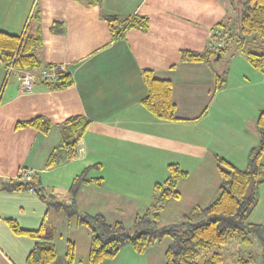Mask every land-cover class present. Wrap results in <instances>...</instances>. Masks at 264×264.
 Returning a JSON list of instances; mask_svg holds the SVG:
<instances>
[{
  "label": "crops",
  "instance_id": "crops-1",
  "mask_svg": "<svg viewBox=\"0 0 264 264\" xmlns=\"http://www.w3.org/2000/svg\"><path fill=\"white\" fill-rule=\"evenodd\" d=\"M88 1L0 0V31L10 34H21L33 10L38 9L43 63L59 65L73 78V84L62 90L49 89L37 80L32 92L22 93L17 71L7 75L0 62V90L3 88L5 97L0 98V110L6 111L0 113V181L13 180L17 169L27 166L34 169L33 179L39 180L47 192L63 199L76 174L88 165L100 163L101 169L90 175L102 177L103 185H83L77 205L82 213L101 212L107 218L106 209L89 211L90 207L109 203L110 215L118 210L122 213L128 208L123 202L132 201L138 194H143L149 206L153 185L158 182L154 177L156 164L151 159L159 153V140L163 145L172 144L173 149L184 144L187 153L193 145L190 152L195 162H201L207 151L213 161L212 153L244 167L248 150L258 141L255 118L264 110V71L253 68L246 55L238 51L235 40L240 36L239 25L231 24L239 20L237 11L242 10L245 0H101L92 6L86 4ZM101 13L145 15L149 29H130L124 37L110 40ZM55 22L64 25V33L50 31ZM220 22L232 36V49L214 62L218 71L228 68V76L226 86L211 95L212 69L205 63L180 61V51L208 49L212 32ZM143 69L153 71L156 78L171 80L178 121L158 120L142 106L140 100L146 95L140 76ZM205 107L202 116L191 120ZM39 115L52 123L48 133L15 128L17 121ZM72 116H83L89 125L77 144L76 154L69 157V149L63 144L62 123ZM185 133L190 134L189 141ZM149 138L156 142L151 143ZM134 143L142 144L137 152L144 153L146 159L135 160L127 155L134 152ZM198 144H203L202 149ZM52 151L57 152L58 160L47 166ZM261 160L264 163V154ZM187 178L189 174L184 179ZM188 179L185 188L190 190L193 205H205L219 184L216 165L200 171L191 182ZM82 195L90 198L86 208L80 209ZM46 210V204L34 192L0 191V264H25L37 241L13 234L4 219H15L22 228L33 230ZM47 215L57 229L52 241L56 257L50 264H66L67 239L76 244L75 264H83L78 258L79 245L87 242L83 248L88 253L89 231L54 210ZM249 221L264 224V185L260 186L259 202ZM155 245L148 249H157ZM161 252L163 256L164 249ZM260 252L261 248L257 256ZM120 253L109 263L121 264Z\"/></svg>",
  "mask_w": 264,
  "mask_h": 264
},
{
  "label": "trees",
  "instance_id": "trees-1",
  "mask_svg": "<svg viewBox=\"0 0 264 264\" xmlns=\"http://www.w3.org/2000/svg\"><path fill=\"white\" fill-rule=\"evenodd\" d=\"M100 2L101 0H89L86 4L92 6ZM100 18L107 24L110 40L124 37V33L130 29H149V20L145 15L123 17L101 13ZM238 23L240 36L235 40L238 51L246 55L253 68L264 71V0H245ZM224 25L223 22L217 25L223 30L220 47L203 51H180V61L205 63L212 69L214 85L211 95L227 84L228 68L218 71L213 67L214 62L228 50L232 39V36L227 35ZM50 31L62 34L65 28L62 23L55 22L50 26ZM254 37L263 41L258 42ZM41 49L38 9L33 10L21 34L0 31V62L7 75L13 70L19 76L22 71L39 73L48 69L50 65L43 63L41 59ZM140 76L146 87V95L140 100L142 106L158 120L178 121L175 115L176 104L172 99L171 80L156 78L149 69H143ZM42 82L49 89L62 90L73 84V78L69 72L59 70L53 81ZM206 110L207 107L191 120H196ZM88 125L89 121L83 116H72L62 123L63 144L69 149V157L76 154L77 144ZM51 126L52 123L41 115L15 123V128H31L43 134L48 133ZM255 128L258 141L248 150L244 167L212 153L219 176L216 191L205 205H193L177 223L161 224L160 214L171 200L180 199L178 184L189 174L176 162L167 164V176L161 182L154 183L149 206L143 213L135 215L130 226L121 221L108 222L101 212L82 213L78 208L77 196L83 185H103L102 177L90 175L92 171L101 169L100 163L88 165L76 174L63 199L47 192L40 181L33 178L26 182L0 181V191L19 192L32 188L36 196L46 204L47 212L54 210L67 220L74 219L76 225L84 226L90 234L87 264H102L104 260L117 256L127 246L135 253L143 254L165 238H169L170 242L163 253L164 264H228L224 262L220 251L208 254V250L214 246H224L233 240L247 245L252 242V238L261 246L259 257L264 264V224L249 221L259 202L260 186L264 185V163L261 160L264 154V110L257 114ZM57 160V152L52 151L46 165L51 166ZM47 212L38 228L33 230L22 228L15 219H4L13 234L37 240L28 253L25 264H50L56 257V247L52 241L57 229L50 222ZM64 256L66 264H75L76 244L72 240H66ZM255 257L253 254L247 258L239 257L230 264H252Z\"/></svg>",
  "mask_w": 264,
  "mask_h": 264
},
{
  "label": "rangeland",
  "instance_id": "rangeland-1",
  "mask_svg": "<svg viewBox=\"0 0 264 264\" xmlns=\"http://www.w3.org/2000/svg\"><path fill=\"white\" fill-rule=\"evenodd\" d=\"M238 13L241 12V9H239V11H237ZM240 15V14H239ZM231 24H235V26L237 27L239 25L238 20L234 23V21L231 22ZM218 27V26H217ZM258 39V42H261L262 40ZM229 48H228V52H231L230 50L231 45H232V40L229 41ZM226 53V52H225ZM13 79V74L10 76V81ZM5 84L3 83L2 87H4ZM3 97V100L5 99V97L3 96V88L0 90V98ZM6 112L5 109L2 111L0 110V113H4ZM170 133V132H168ZM169 137V136H167ZM187 137L188 141L190 139V134L185 133V136ZM159 137H156V139ZM144 139V138H141ZM155 139V137H154ZM167 139V138H166ZM176 140H178L177 136L175 137ZM199 140V138H197ZM149 141L151 143H155V140H152L151 138H149ZM159 145L156 146L154 144V146H156L158 148L159 153L157 154V156L151 160H153L156 164V176L155 179L158 182H161L166 176H167V169H166V165L168 163L171 162H177L180 164V166L182 167V169L186 170L189 172L190 178L188 180H190V182L192 181V177H195L200 171H207L210 168H215V163L214 161L210 158L209 154L205 152V155L202 156L201 162H195L194 160V153H191V150H194V147H192V142H191V148L189 149L188 153H187V146L184 144H179L178 148L174 146L173 149V145L172 144H168L166 145V143H162V141H158ZM202 143V142H201ZM199 148L202 149V145L203 144H198ZM133 149L134 152L131 153H127V155H132L134 156L135 160H144L146 159V157L144 156V153L142 152H137L140 151V149H142V144H138V143H134L133 144ZM204 150V148H203ZM205 151V150H204ZM193 152V151H192ZM142 155V156H140ZM198 155L201 158V151L198 150ZM197 158V157H196ZM203 168V169H202ZM184 179L183 182H181L178 185V190L181 193V198L179 200H171L168 205L164 208V210H162L160 212L161 214V224H169V223H177L180 222L182 220V216L184 213H186L189 208L191 207V205H193V200L192 197L190 196V190L189 188H185V183L186 180ZM214 179V178H213ZM212 179V181H213ZM219 182V177L217 174V183ZM128 186H126L127 188ZM137 192L139 193V190H137ZM141 192H145V188L143 187V190ZM195 197V196H194ZM89 198L90 197H86L85 195L81 197L80 199V209L86 208L85 206L87 204H89ZM109 198V197H107ZM138 198V199H137ZM135 198V196L131 199L132 201H128V202H123L124 204L128 205V208L121 213L120 210L115 211V214L110 215V208L107 207V205L109 203H107L106 205H102V204H98V206H91L89 211H98L97 209H99L100 211H102L103 209H106L108 211L107 214V221L108 222H114V221H121L124 225L126 226H130L133 218L135 217V215L142 213L145 208L147 207L148 201L143 200L144 196L143 194L139 195L138 197ZM110 199V198H109ZM210 199V198H208ZM111 200V199H110ZM112 201V200H111ZM198 202V201H195ZM114 202L112 201V204ZM130 206H134V208L130 207ZM107 207V208H106ZM125 207H123L122 209H124ZM110 213V214H109ZM109 215V216H108ZM114 215H120L118 218L114 217ZM170 239L169 238H165L161 243H158L157 245H155V247L153 248H157V249H148V251L142 255L135 253L131 247L127 246L124 247L120 252V257L119 259L121 260V264H124V262L128 263V264H163L164 263V257L162 256V249H166L167 245L169 244ZM87 242H80L79 245V251H78V258L80 261H82L83 264H87V251L84 247H86ZM260 244L259 242L255 239L252 238V242L250 244L247 245H243L240 241H230L229 243H227L224 246H214L211 249L208 250V254H211L214 251H220L223 255L224 258V262L225 263H234L236 261L237 258L239 257H243V258H247L249 255H256L255 259L253 260L252 264H262L261 263V258L259 256H257L256 253H259L260 251ZM109 262H111L109 259L107 261H105L104 264H110Z\"/></svg>",
  "mask_w": 264,
  "mask_h": 264
},
{
  "label": "built area",
  "instance_id": "built-area-1",
  "mask_svg": "<svg viewBox=\"0 0 264 264\" xmlns=\"http://www.w3.org/2000/svg\"><path fill=\"white\" fill-rule=\"evenodd\" d=\"M223 30L220 27L214 28L212 32V38L208 42V49H216L222 45ZM59 70H62V67L59 65L50 66L48 69H44L39 73H33L29 71L20 72L19 79V89L22 93H30L33 90L34 84L37 80L41 81H53L56 77V74ZM34 169L22 166L19 167L13 177L14 181L26 182L33 178ZM28 191L33 192L32 188H29Z\"/></svg>",
  "mask_w": 264,
  "mask_h": 264
},
{
  "label": "water",
  "instance_id": "water-1",
  "mask_svg": "<svg viewBox=\"0 0 264 264\" xmlns=\"http://www.w3.org/2000/svg\"><path fill=\"white\" fill-rule=\"evenodd\" d=\"M219 56V55H218Z\"/></svg>",
  "mask_w": 264,
  "mask_h": 264
}]
</instances>
